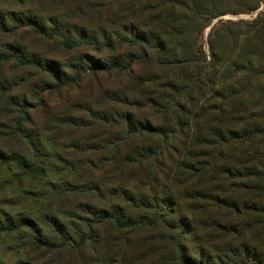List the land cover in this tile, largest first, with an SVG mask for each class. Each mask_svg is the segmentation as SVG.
<instances>
[{
  "label": "trees",
  "instance_id": "16d2710c",
  "mask_svg": "<svg viewBox=\"0 0 264 264\" xmlns=\"http://www.w3.org/2000/svg\"><path fill=\"white\" fill-rule=\"evenodd\" d=\"M37 1L19 16L0 11V31L57 41L71 61L58 66L11 49L0 65L37 67L58 87L100 73L127 81L108 92L109 109L92 115L81 107L90 120L59 118L73 129L102 130L99 144L82 150H108L112 188L89 176L46 194L91 195L104 207L72 226L67 216L46 218L57 242L25 217L0 219V236L29 231L36 248L77 253L91 264H264V0ZM228 13L255 17L223 19ZM26 103L18 104L13 133L30 143ZM73 153L83 156L64 170L91 164ZM44 163L38 149L0 147L1 171L38 181ZM126 167L146 170L126 181ZM106 224L117 236L95 248L96 229ZM139 232L148 246L134 256L128 241Z\"/></svg>",
  "mask_w": 264,
  "mask_h": 264
},
{
  "label": "rangeland",
  "instance_id": "374dc122",
  "mask_svg": "<svg viewBox=\"0 0 264 264\" xmlns=\"http://www.w3.org/2000/svg\"><path fill=\"white\" fill-rule=\"evenodd\" d=\"M38 7L37 0H0V11L16 16H19L24 8ZM254 17L255 14L228 13L222 18L236 21ZM11 49L23 50L28 58L52 60L58 66L62 61L70 62L72 59V55L64 52L57 41L45 40L27 29L13 33L0 31V57L7 55ZM94 56L102 59L98 53ZM144 69L149 70L147 67ZM119 79L112 73H100L96 76H85L77 85L58 87L47 73L37 67L21 66L13 60L1 63L0 147L6 151L15 150L30 155L38 149L45 162L43 168L48 163V171L44 172L43 179L36 181L21 178L16 170H0V219L4 220L10 216L31 218L39 224L43 237L57 242V236L46 218L67 216L66 222L72 226L73 223L78 224L80 218L88 214V211H99L104 208L91 195H66L54 198L46 194H49L53 188L64 185L66 181L81 185L82 180L90 179L89 176L105 179L107 187L112 188V162L105 160L109 156L108 150L95 153L82 150L85 148L82 146L85 145L97 146L103 134L102 130L98 127L92 130L73 129L63 125L59 118L63 114L74 113L77 117L90 120L94 113L109 109L110 102L106 98L108 92L115 86L127 84V81H119ZM23 102L29 105L28 116L25 117L32 125L28 126V129L35 133L30 143L13 133L15 124L20 118L17 111L18 104ZM81 107L89 108L92 115L86 116L88 110L84 111ZM69 152L84 153L91 164L78 172L75 171V174L64 170V163L68 162V159L75 160L76 157L83 156L73 153L72 157L68 155ZM101 161L103 163H100ZM138 170L133 167L124 168L123 178L128 181L131 176L136 177L146 169H141V172ZM116 236L117 232L111 224L101 225L96 229V243L93 246L107 247L106 245L112 243ZM31 241L29 231H25L24 234L1 235L0 264H91V260L84 261L77 253L38 249L31 245ZM128 242L133 249L130 254L141 255L142 247L148 246L147 234L139 232L131 235ZM87 253L94 255L91 249Z\"/></svg>",
  "mask_w": 264,
  "mask_h": 264
}]
</instances>
